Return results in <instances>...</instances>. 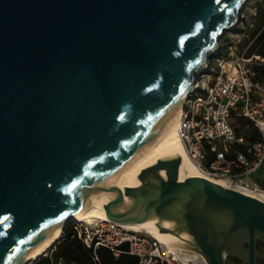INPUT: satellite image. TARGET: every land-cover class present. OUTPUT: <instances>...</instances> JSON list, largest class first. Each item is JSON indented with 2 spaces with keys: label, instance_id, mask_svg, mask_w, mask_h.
Instances as JSON below:
<instances>
[{
  "label": "water",
  "instance_id": "obj_1",
  "mask_svg": "<svg viewBox=\"0 0 264 264\" xmlns=\"http://www.w3.org/2000/svg\"><path fill=\"white\" fill-rule=\"evenodd\" d=\"M246 2L0 0V264L22 263L108 185L111 222L164 216L206 264H255L264 202L204 177L179 181L178 159L123 190L120 176L186 103Z\"/></svg>",
  "mask_w": 264,
  "mask_h": 264
},
{
  "label": "built area",
  "instance_id": "obj_2",
  "mask_svg": "<svg viewBox=\"0 0 264 264\" xmlns=\"http://www.w3.org/2000/svg\"><path fill=\"white\" fill-rule=\"evenodd\" d=\"M249 5L247 1L236 26L219 37L217 52L183 107L178 129L197 168L244 195L264 192L252 178L264 166V76L258 80L255 71L264 66V57L248 56L252 41L246 49H238L242 34L255 26L257 6ZM240 120L255 132L253 140L237 133ZM73 224L77 238L94 251L103 247L115 257L133 255L137 264H171L159 253L156 241L120 224Z\"/></svg>",
  "mask_w": 264,
  "mask_h": 264
},
{
  "label": "bare ground",
  "instance_id": "obj_3",
  "mask_svg": "<svg viewBox=\"0 0 264 264\" xmlns=\"http://www.w3.org/2000/svg\"><path fill=\"white\" fill-rule=\"evenodd\" d=\"M243 15V14H242ZM244 16V15H243ZM201 80V77H200ZM194 86L195 89L198 84ZM185 105V104H184ZM180 106L177 111L163 124L156 132L142 145V147L124 165L121 176V189L139 184L138 175L144 169L155 166L160 161L179 160L178 180L183 181L188 177H204L214 183L227 187L220 178H215L202 173L187 155L185 148L179 139V121L183 111ZM151 175V174H150ZM159 175L166 178V171L161 170ZM154 177V174L151 175ZM248 196L264 202V192H249ZM111 186H105L93 193L81 206L72 214L70 221L77 224H95L109 222L106 217L103 205L109 201ZM140 206L133 204L127 209L128 213L135 216ZM123 228L132 232H144L154 238L162 248L165 255L174 256L181 264H191L194 257L199 258L206 264L204 258L193 248V238L186 230H180V226L164 216H158L141 223L120 224ZM64 224L44 238L32 251V253L20 264L35 262L43 257L61 238ZM193 264V263H192Z\"/></svg>",
  "mask_w": 264,
  "mask_h": 264
},
{
  "label": "trees",
  "instance_id": "obj_4",
  "mask_svg": "<svg viewBox=\"0 0 264 264\" xmlns=\"http://www.w3.org/2000/svg\"><path fill=\"white\" fill-rule=\"evenodd\" d=\"M255 35L251 38L252 44L248 50V56L259 55L264 57V1L257 4V18L255 22ZM256 76L261 80L264 76V66L256 67ZM246 122L240 120L238 134H242L247 140H253L256 134L246 128ZM122 250L125 246L121 247ZM50 255L44 256L31 264H137L136 256L120 254L115 257L110 250L99 247L95 251L87 248L74 229V224H68L60 240L51 248Z\"/></svg>",
  "mask_w": 264,
  "mask_h": 264
},
{
  "label": "rangeland",
  "instance_id": "obj_5",
  "mask_svg": "<svg viewBox=\"0 0 264 264\" xmlns=\"http://www.w3.org/2000/svg\"><path fill=\"white\" fill-rule=\"evenodd\" d=\"M247 1L250 3V5L254 4V6H257L258 3H260L261 1H264V0H247ZM250 5L248 7H251ZM243 15H244V13H243ZM255 31H256V26H254L251 30H246L242 34V42H241V44L238 47L239 50L246 49L247 47H249V45H250V43L252 41L251 38L255 35ZM263 176L264 175H263L262 170H259L258 173L254 174L252 176V178L255 180V182L258 184V186L260 188H264ZM138 233L141 236H145L147 238H150V239H153L154 240V238H152L151 236L145 234L144 232H141L140 231ZM257 241H258V243H257V251L259 252V255L263 258L264 257V251H263V248H264V245L263 244L264 243H263V240L258 239ZM158 246H159V253L163 257H165V259H167L168 261H170L171 264H181L179 260H174V256H172V255H169V256L168 255H165L164 252L162 251L161 246L159 244H158ZM191 250L199 253L194 248H191ZM47 255H50V250L44 256H47ZM192 259H193V262H192L193 264H204L197 257H194ZM29 263H32V262H29ZM226 264H247V263H246V259L244 257H242V256L241 257H239V256H227L226 257ZM258 264H264V263L260 260Z\"/></svg>",
  "mask_w": 264,
  "mask_h": 264
},
{
  "label": "flooded vegetation",
  "instance_id": "obj_6",
  "mask_svg": "<svg viewBox=\"0 0 264 264\" xmlns=\"http://www.w3.org/2000/svg\"><path fill=\"white\" fill-rule=\"evenodd\" d=\"M257 243H258V241H256V249H257ZM263 243H264V241H263ZM263 245H264V244H263ZM263 251H264V248H263ZM260 260L264 263V257L262 258V257L259 255V253H258V255L256 256V259H255V264H258ZM246 263H247V262H246Z\"/></svg>",
  "mask_w": 264,
  "mask_h": 264
},
{
  "label": "crops",
  "instance_id": "obj_7",
  "mask_svg": "<svg viewBox=\"0 0 264 264\" xmlns=\"http://www.w3.org/2000/svg\"><path fill=\"white\" fill-rule=\"evenodd\" d=\"M262 172H263V175H264V166L261 168ZM259 172V171H258ZM263 181H264V176H263ZM52 250H50L51 252Z\"/></svg>",
  "mask_w": 264,
  "mask_h": 264
}]
</instances>
